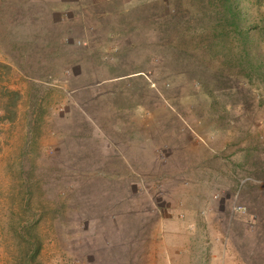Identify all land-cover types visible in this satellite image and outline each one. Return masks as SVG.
<instances>
[{
  "label": "rangeland",
  "instance_id": "1",
  "mask_svg": "<svg viewBox=\"0 0 264 264\" xmlns=\"http://www.w3.org/2000/svg\"><path fill=\"white\" fill-rule=\"evenodd\" d=\"M225 1L0 0V264H264V0L240 66Z\"/></svg>",
  "mask_w": 264,
  "mask_h": 264
},
{
  "label": "trees",
  "instance_id": "2",
  "mask_svg": "<svg viewBox=\"0 0 264 264\" xmlns=\"http://www.w3.org/2000/svg\"><path fill=\"white\" fill-rule=\"evenodd\" d=\"M238 6L239 5L237 4V2L233 3L231 0L229 3L226 0L224 4L220 2V4L218 5V8L220 11H217L216 13V16H218L216 27L207 28V29L213 30L214 33L216 32V34H213L214 35L213 38L214 39L220 38L222 45L227 43L230 46H232V48H239L237 52V56H234L236 53L232 54L229 60L235 58V63L240 66L242 62L244 61L245 57L247 56V54L249 56V53L246 50L247 49L246 45L249 43V35L247 34L245 35L246 31L238 27V22L240 21V18H244V20L246 19L244 13L238 11L237 9ZM226 15L229 16V19H227ZM207 24L208 22H205L203 17L195 21V25H198L199 27H201V30L206 29L205 27L207 26ZM218 26L219 28H221L220 31L217 30L219 29ZM253 27L256 28V26L254 25ZM259 27H260L259 33H262L264 35V27H261V25H259ZM227 28L229 29L227 30ZM217 53L219 55L221 54V51L217 50ZM188 56H191V54L187 52H182V53L180 52L179 56L177 57L182 59ZM179 72L186 73L181 68L179 69Z\"/></svg>",
  "mask_w": 264,
  "mask_h": 264
}]
</instances>
